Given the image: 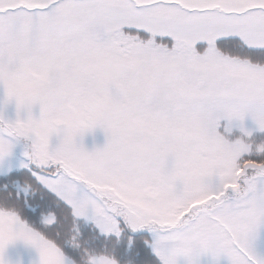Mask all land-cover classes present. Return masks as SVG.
Listing matches in <instances>:
<instances>
[{
	"label": "snow or ice",
	"instance_id": "obj_1",
	"mask_svg": "<svg viewBox=\"0 0 264 264\" xmlns=\"http://www.w3.org/2000/svg\"><path fill=\"white\" fill-rule=\"evenodd\" d=\"M0 85V264H264V0H0Z\"/></svg>",
	"mask_w": 264,
	"mask_h": 264
},
{
	"label": "rangeland",
	"instance_id": "obj_2",
	"mask_svg": "<svg viewBox=\"0 0 264 264\" xmlns=\"http://www.w3.org/2000/svg\"><path fill=\"white\" fill-rule=\"evenodd\" d=\"M5 98V90L2 85H0V110H2L3 116L6 120L15 121L17 119V106L15 100L8 102L6 105L3 104ZM33 116H39V106L36 105L32 109ZM27 112L25 109H20L19 118L26 119ZM227 124V121H224ZM224 126L223 124H221ZM245 128L249 130L255 129L254 121L250 116H247L244 120ZM58 142V138L53 137L52 143ZM107 142V136L104 130L100 127L86 132L84 136L77 138L78 144H83V146L91 151L94 148H102ZM31 145L30 140H25L21 138L18 142L15 143V146L12 151V155L9 158L7 163H10L13 168L20 163L25 157L24 152L26 149H29ZM261 246L264 247V237L261 238ZM5 260L8 264H39L40 257L38 251L30 246L24 244L22 241H17L14 244H10L5 251L4 255ZM201 264H213L212 258L208 256L201 257Z\"/></svg>",
	"mask_w": 264,
	"mask_h": 264
},
{
	"label": "trees",
	"instance_id": "obj_3",
	"mask_svg": "<svg viewBox=\"0 0 264 264\" xmlns=\"http://www.w3.org/2000/svg\"><path fill=\"white\" fill-rule=\"evenodd\" d=\"M238 135H240V131H236ZM237 135V136H238ZM254 136L256 138H264V133H260V132H254ZM14 170H17L16 168Z\"/></svg>",
	"mask_w": 264,
	"mask_h": 264
}]
</instances>
